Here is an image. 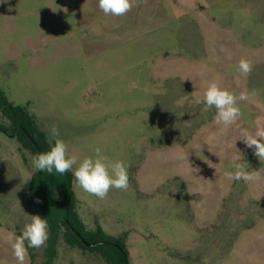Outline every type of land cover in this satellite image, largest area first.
<instances>
[{
  "label": "rangeland",
  "instance_id": "374dc122",
  "mask_svg": "<svg viewBox=\"0 0 264 264\" xmlns=\"http://www.w3.org/2000/svg\"><path fill=\"white\" fill-rule=\"evenodd\" d=\"M212 81L249 93L229 127L204 110ZM0 90L51 144L58 126L76 166L97 147L124 162L127 190L100 199L74 177L73 191L88 229L127 238L130 264H264V159L240 139L264 123V0H138L119 17L98 0H0ZM33 157L0 131V264H18L8 237L43 218ZM236 165L260 178L229 179ZM54 264L107 263L62 239Z\"/></svg>",
  "mask_w": 264,
  "mask_h": 264
},
{
  "label": "clouds",
  "instance_id": "9594fccd",
  "mask_svg": "<svg viewBox=\"0 0 264 264\" xmlns=\"http://www.w3.org/2000/svg\"><path fill=\"white\" fill-rule=\"evenodd\" d=\"M138 0H98L99 8L105 15H126L137 4ZM252 64L247 59L239 61V71L243 75L252 72ZM254 95V93H253ZM249 99V93L243 91L237 97L232 92L222 88L217 82L212 81L207 85L204 92V110L216 109L215 122L225 127L233 125L240 117V108L237 101ZM52 146L49 151L42 152L33 157L32 163L36 171L53 174L55 171L64 175L77 165V157L69 155L66 143L60 138V130L55 124L45 126ZM240 136L248 148L254 149V155L260 160L264 159V123L257 122L254 133L247 129H241ZM94 157H86L75 167L73 175L79 186L90 195L100 199L107 197L113 188L127 190L129 177L127 167L123 161L111 162L108 157L102 155L101 149L97 147ZM229 179L244 180L250 182L258 180L259 175L246 171L240 165H236L235 172H226ZM40 201L37 200V203ZM48 239V223L39 215H31V221L26 223L19 235H10L8 242L11 244L13 255L18 264H24L28 255V248L39 249L43 247Z\"/></svg>",
  "mask_w": 264,
  "mask_h": 264
},
{
  "label": "trees",
  "instance_id": "16d2710c",
  "mask_svg": "<svg viewBox=\"0 0 264 264\" xmlns=\"http://www.w3.org/2000/svg\"><path fill=\"white\" fill-rule=\"evenodd\" d=\"M28 108L29 106L13 104L5 92L0 90V113L10 123L9 126L0 125V131L16 138L21 150H27L36 156L49 151L52 144ZM28 135L34 139L40 150L34 146ZM73 183L72 170L64 175L55 171L53 174L36 170L32 173L28 205L37 208L48 223L44 264L55 263L62 239L71 248L100 255L107 264H130L126 237L109 235L98 223L94 230L87 228L77 211L78 201L73 191ZM37 200L40 202L37 203ZM84 241L91 246H86ZM28 252L33 264L32 248H28Z\"/></svg>",
  "mask_w": 264,
  "mask_h": 264
},
{
  "label": "water",
  "instance_id": "95a60500",
  "mask_svg": "<svg viewBox=\"0 0 264 264\" xmlns=\"http://www.w3.org/2000/svg\"><path fill=\"white\" fill-rule=\"evenodd\" d=\"M28 137H29V139L32 141V143L34 144V146H35L38 150H40L39 146H38L37 143L34 141V139H33L31 136H29V135H28ZM84 244H85L86 246H91V244L88 243V242H86V241H84Z\"/></svg>",
  "mask_w": 264,
  "mask_h": 264
}]
</instances>
